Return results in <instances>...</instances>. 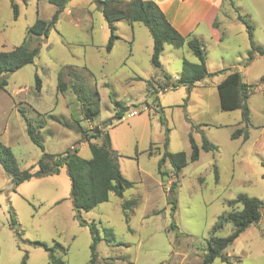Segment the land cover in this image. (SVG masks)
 Returning a JSON list of instances; mask_svg holds the SVG:
<instances>
[{
    "label": "rangeland",
    "instance_id": "374dc122",
    "mask_svg": "<svg viewBox=\"0 0 264 264\" xmlns=\"http://www.w3.org/2000/svg\"><path fill=\"white\" fill-rule=\"evenodd\" d=\"M14 1L16 15L9 0H0V51L22 44L38 47V54L0 86V141L10 148L20 169L35 170L42 150L27 134V124L46 152L60 153L73 146L84 159L91 156L84 133L98 144L107 136L118 154L120 171L132 186L122 197L110 192L107 201L77 211L65 167L57 174L21 182L13 190L0 166V264H22L25 254L26 264H51L48 251L29 241L48 246L58 242L65 251L56 250L55 255L65 264H88L91 222L101 237L105 227L114 235L112 242H97L96 264H196L207 254L211 235L226 237L232 232L230 221L211 232L216 220L230 211L228 201L245 194L264 202V55L241 67L250 44L229 0L220 5L219 38L208 31L200 37L209 72L237 70L242 81L255 85L247 98L248 124L241 122L240 109L223 110L219 105L216 85L223 73L190 88L177 84L183 57L197 62L187 47L165 44L159 55L161 67L154 66L152 37L141 22L116 21L117 38L107 50L110 30L96 0H69L66 7L72 13L63 10L55 26L41 36L28 34L27 29L38 18L49 20L56 6L48 0ZM232 2L253 26L254 44L264 48V0ZM59 80H75L81 100L70 88L60 91ZM82 103L98 106L92 121L83 118ZM145 106L149 109L143 110ZM133 108L141 111L125 119L114 116ZM239 127H246V139L231 138ZM189 133L199 147L205 136L217 149H200L198 159L188 161L177 176L166 160L161 178L157 164L165 150L190 154ZM171 181L176 182L174 191L169 189ZM131 198L136 204L126 221L121 203ZM224 253L232 264H264V215ZM211 264L224 263L215 258Z\"/></svg>",
    "mask_w": 264,
    "mask_h": 264
},
{
    "label": "trees",
    "instance_id": "16d2710c",
    "mask_svg": "<svg viewBox=\"0 0 264 264\" xmlns=\"http://www.w3.org/2000/svg\"><path fill=\"white\" fill-rule=\"evenodd\" d=\"M16 15L17 4L14 0H9ZM24 1V0H22ZM98 2L101 13L107 22L110 30L109 40L107 43V50L112 46L113 40L117 38L114 33L115 22L118 20H125L128 23L141 22L149 30L152 37V54L151 63L156 67H161L159 55L165 44H170L175 48L187 47L191 53L197 58L196 63H192L183 57L182 70L176 79L177 84L186 85L188 88L192 87L196 82L201 81L205 77L212 76L223 70L216 72H209L206 68V53L203 44L194 34L186 36L181 35L167 20L164 12L153 0H96ZM49 3L56 6L54 13L49 20L36 19L34 24L27 29L28 34L36 36L46 35L47 31L54 27L60 14L63 12L69 0H48ZM237 10V8H235ZM238 19L243 22L250 44V48L246 53V57L241 62V67H247L255 56L264 55V48L256 46L253 41V26L240 14ZM38 54V47L29 49L24 45H18L8 51H0V86L5 83L3 74L7 72H15L26 64L33 62ZM60 77V76H59ZM61 79V78H60ZM37 86L38 78H36ZM62 80V79H61ZM59 80L58 89L65 91L70 90L75 93L76 99L81 100L79 91L81 87L77 82L71 81L66 83ZM263 81V80H262ZM255 85L247 84L242 81L240 71L233 70L229 72L222 81L217 84V93L219 98V105L223 110H241V122L249 123V108L247 105V98L252 92ZM165 87L162 86V88ZM116 105H119L116 102ZM83 118L89 121L93 120V116L98 112L99 108L96 104L85 105L82 103ZM119 117L121 115H114ZM90 130H94L91 127ZM27 134L30 139L38 144L42 150L40 158L36 162V169L33 166L27 169H20L17 165L16 159L10 148L0 141V164L5 173L10 177L12 183L11 189H15L21 182L31 178H40L53 174H57L61 167L66 168L67 175L70 179V198L73 207L77 210L88 211L98 203L107 201L110 192L116 196L122 197L125 189L132 186V182L128 180L120 171L118 165V154L110 148L108 137L103 139L101 144L91 142L86 136L87 146L91 153L89 159L80 157L77 153V148H67L60 153L46 152L43 145L38 140L35 134V129L27 124ZM98 134H92L91 137H97ZM242 136L247 138L246 127L236 128L231 134V138H238ZM190 154L187 156L184 151L171 153L164 151L162 157L157 164V171L161 178L166 174L161 170V165L168 160L173 168L174 175L177 176L180 170L187 164L198 159L199 150L215 151L217 146L209 141L205 136H202L200 147L196 144L193 136L189 133ZM214 173L217 178V168L214 165ZM176 186L175 181L170 183V191H174ZM136 204V199L131 198L123 200L121 206L124 210L125 220L128 221V210ZM231 208L225 215H221L211 228L214 233L220 229L225 222H232L234 228L232 232L226 237H216L211 235L208 240L207 254L196 264H211L215 258H220L224 264H232L229 256L224 253V249L231 244L240 233H242L249 225L257 223L261 216L264 215V202L256 197L239 194L233 200L227 202ZM176 200H172V210H175ZM81 224H87L80 219ZM15 220L11 223L14 228ZM89 231L92 235V243L90 244V258L88 264H96L97 251L96 244L101 239L106 242L114 240L113 232L110 228H104V236L101 237L94 222L88 224ZM18 237L20 233L16 231ZM33 246H40L48 251L49 261L51 264H65L64 260L55 255L56 250L65 251V248L58 242L53 246H48L41 241H29ZM27 254L24 255L22 264H26Z\"/></svg>",
    "mask_w": 264,
    "mask_h": 264
},
{
    "label": "crops",
    "instance_id": "0c3cea01",
    "mask_svg": "<svg viewBox=\"0 0 264 264\" xmlns=\"http://www.w3.org/2000/svg\"><path fill=\"white\" fill-rule=\"evenodd\" d=\"M153 1H155L158 4V6L164 12L167 20L181 35L186 36L188 34H194L198 39L201 40L200 36L208 31L213 38L215 39L219 38L218 27L220 25V21L218 20V17L221 16L220 5L222 0H153ZM229 1L234 8V17L236 21L243 24V22L238 19V14L240 15L242 14L239 12L238 9L237 10L235 9L236 7L233 5L232 0ZM65 10L67 13H72L71 12L72 9H69L68 7H65L64 11ZM199 29L201 31H199ZM202 44L204 46L203 42ZM256 58L257 57L255 56L252 62ZM228 73L229 72L223 73L222 75L223 77L221 81ZM166 86L167 85H165V87L163 88H166ZM90 127L91 125H89V128ZM8 178L10 177L8 176Z\"/></svg>",
    "mask_w": 264,
    "mask_h": 264
},
{
    "label": "built area",
    "instance_id": "2783aa9c",
    "mask_svg": "<svg viewBox=\"0 0 264 264\" xmlns=\"http://www.w3.org/2000/svg\"><path fill=\"white\" fill-rule=\"evenodd\" d=\"M148 109H149L148 106L143 107V110H148ZM140 111H141L140 109H135V108L129 109V110L126 111L125 115H121L120 116V119H125V118L132 117V116L136 115ZM71 148H73V146H71Z\"/></svg>",
    "mask_w": 264,
    "mask_h": 264
},
{
    "label": "water",
    "instance_id": "95a60500",
    "mask_svg": "<svg viewBox=\"0 0 264 264\" xmlns=\"http://www.w3.org/2000/svg\"><path fill=\"white\" fill-rule=\"evenodd\" d=\"M10 74H11V72H8V73L4 74V78L8 77ZM94 131L97 132V128H95Z\"/></svg>",
    "mask_w": 264,
    "mask_h": 264
}]
</instances>
